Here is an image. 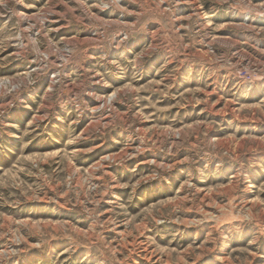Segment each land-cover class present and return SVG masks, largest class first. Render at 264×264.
<instances>
[{"label": "rangeland", "instance_id": "374dc122", "mask_svg": "<svg viewBox=\"0 0 264 264\" xmlns=\"http://www.w3.org/2000/svg\"><path fill=\"white\" fill-rule=\"evenodd\" d=\"M0 264H264V0H0Z\"/></svg>", "mask_w": 264, "mask_h": 264}, {"label": "bare ground", "instance_id": "6f19581e", "mask_svg": "<svg viewBox=\"0 0 264 264\" xmlns=\"http://www.w3.org/2000/svg\"><path fill=\"white\" fill-rule=\"evenodd\" d=\"M250 17V16H249ZM252 18H254L255 19V17L253 16ZM47 22V21H46ZM255 22H256V20H255ZM55 31V30H54ZM153 38V37H152ZM210 43V42H209ZM67 44V43H66ZM7 126H11V125H7ZM235 178V177H234Z\"/></svg>", "mask_w": 264, "mask_h": 264}]
</instances>
